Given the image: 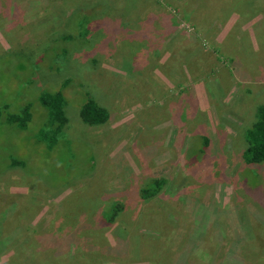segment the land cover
Segmentation results:
<instances>
[{
    "label": "rangeland",
    "instance_id": "obj_1",
    "mask_svg": "<svg viewBox=\"0 0 264 264\" xmlns=\"http://www.w3.org/2000/svg\"><path fill=\"white\" fill-rule=\"evenodd\" d=\"M8 50L0 99L65 90L69 139L0 173V264H264V164L259 178L243 159L264 106V0H0ZM87 97L108 123L81 121Z\"/></svg>",
    "mask_w": 264,
    "mask_h": 264
},
{
    "label": "trees",
    "instance_id": "obj_2",
    "mask_svg": "<svg viewBox=\"0 0 264 264\" xmlns=\"http://www.w3.org/2000/svg\"><path fill=\"white\" fill-rule=\"evenodd\" d=\"M10 4L11 3L7 5V12H10V9L12 8L17 9L19 7L17 5L11 7ZM87 31L86 35H89V31ZM185 44H187V42H185ZM9 51L10 50H8L6 53L0 54V64L3 63L5 58L8 57L7 55L9 54ZM62 52L64 55L68 53L67 50H63ZM60 55H62L61 52L55 56H52V54L48 56L50 57L48 62L51 64V66H53V64H58L57 57L59 58ZM64 55L60 57L62 58ZM68 82L69 81L66 83ZM64 91L65 90L63 89L58 91L41 90L36 100H29L27 102H23V104H18L16 105L15 109H13L10 100H8V95L3 93V97L0 99H3L4 102L3 105L0 103V173L6 169L23 168L26 171L32 170L34 167V164L32 165L33 158L37 157L36 155L34 156L35 151L38 152L44 150V152L47 154L53 153L60 145L61 141H67V139H69L66 132L69 124V118L66 113L67 96ZM28 92L30 91L28 90ZM35 105L42 113V122L37 127V129H33V127L31 128L32 122L35 121ZM78 115L81 118V121L90 127L105 125L109 122L111 116L110 112L105 107L98 104L92 97H87L84 100V103L80 108V114ZM256 118L257 119L254 124H252L251 127H249L245 132V142L247 144V148L243 153V159L246 165L249 166L247 169L255 171L260 178L257 167H260L264 164V106L258 109ZM5 131L8 134H11L13 138L9 139V137H6L4 135ZM16 135H19V138L17 139H21L20 142L16 141ZM205 140L206 145L209 146V140ZM70 158L71 155L68 159L70 160ZM69 164L70 162H68L66 166H58L54 173L53 179L60 178V169L64 167H70ZM47 166L48 165L44 166L43 170L47 168ZM74 172L75 171H73V173ZM87 172L88 171H84L83 174ZM76 176L77 175L74 177ZM165 184L166 180L162 178L154 179L146 183V185L141 190V198L143 200H151L156 198L164 190ZM122 207V204L116 203L110 211L104 214V217L108 221L109 217L112 215L116 216L120 211L119 209ZM1 225L3 224L0 223V227ZM204 232L205 234L203 235H206L207 231L205 230ZM206 239H211L208 234ZM51 246L52 244H49L47 248H50ZM62 248L64 247L62 246ZM184 253L185 252H182V255ZM226 257V261H231L233 256L228 254ZM191 260L192 264H213L212 260L208 256V253L206 252L201 253L199 251V253H193ZM234 262L235 260L226 264H233ZM30 264L39 263L38 260H36L35 262H30ZM175 264H185V262H177Z\"/></svg>",
    "mask_w": 264,
    "mask_h": 264
}]
</instances>
